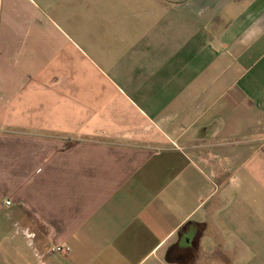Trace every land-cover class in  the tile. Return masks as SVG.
<instances>
[{"label":"crops","instance_id":"0c3cea01","mask_svg":"<svg viewBox=\"0 0 264 264\" xmlns=\"http://www.w3.org/2000/svg\"><path fill=\"white\" fill-rule=\"evenodd\" d=\"M0 264H264V0H0Z\"/></svg>","mask_w":264,"mask_h":264},{"label":"built area","instance_id":"2783aa9c","mask_svg":"<svg viewBox=\"0 0 264 264\" xmlns=\"http://www.w3.org/2000/svg\"><path fill=\"white\" fill-rule=\"evenodd\" d=\"M8 204H9V203H8ZM27 237H28L29 239H32V238H33V234H32V233H28ZM67 251H68V250L65 249V248H63V247H57V248L53 249V250L51 251V253H52V254H54V253H66Z\"/></svg>","mask_w":264,"mask_h":264}]
</instances>
